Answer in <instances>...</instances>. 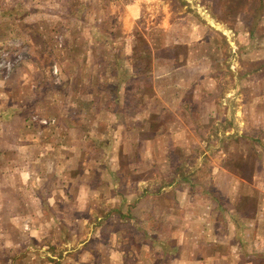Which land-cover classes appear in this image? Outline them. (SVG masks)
Instances as JSON below:
<instances>
[{
    "label": "rangeland",
    "instance_id": "rangeland-1",
    "mask_svg": "<svg viewBox=\"0 0 264 264\" xmlns=\"http://www.w3.org/2000/svg\"><path fill=\"white\" fill-rule=\"evenodd\" d=\"M129 1L0 0V264H264V0H164L166 33L147 10L123 31ZM128 57L179 65L178 112L128 114ZM113 71L122 110L80 113Z\"/></svg>",
    "mask_w": 264,
    "mask_h": 264
},
{
    "label": "crops",
    "instance_id": "crops-1",
    "mask_svg": "<svg viewBox=\"0 0 264 264\" xmlns=\"http://www.w3.org/2000/svg\"><path fill=\"white\" fill-rule=\"evenodd\" d=\"M182 1V0H181ZM144 10H147L149 11L150 13H153L155 14V18L157 19V22H155L153 25V27L155 28V30L157 32H160L162 31L163 33H166L169 29H173L175 28V25L172 23L173 20H171V16L173 14V10L169 9L167 7V4L165 3L164 0H131L129 1L126 5H125V8L123 9L122 11V15H121V29L127 33H131L132 31H137L138 30V25H136V20L138 19V17H140L141 15V12L143 13ZM151 17H152V14H151ZM178 18H182V19H186L187 16H184V15H180V17ZM174 19H176V16H174ZM222 22V21H221ZM241 22H242V27H241V30L239 32H244V33H250V31H252V28L251 26H248L247 29H244L245 25H247V23L241 18ZM224 25V23L222 22V26ZM226 26V25H224ZM228 26V25H227ZM223 27V31L225 32H228L230 31L229 27ZM148 28V27H147ZM154 28H149V30H154ZM177 42V41H176ZM186 42H177V43H173L170 48L172 46H175V45H181L182 47H185V48H188L189 44H185ZM186 45V46H184ZM169 47V45L167 46ZM240 47V46H239ZM166 48V45H163L161 49H165ZM156 49H159L158 47H156ZM158 55H160L159 53H157ZM130 56V55H129ZM167 57V60H170V61H175L176 64H178L177 62L180 61L183 56L178 54V55H173V56H165ZM159 59H165L162 55L159 57ZM158 60V61H160ZM166 60V59H165ZM126 69L127 71H129L130 73V76H127V77H131L129 80H137V71H139L140 73V77L143 76V78H147L148 81H149V84L148 86L147 85H144L145 87H142V85L140 84V87L139 89L135 90V92L133 93V96L136 97V101L139 102V103H136L135 105H132V104H127L125 107H127V109L129 111H131V113H128L129 115L130 114H137L138 112H146L148 113L149 111H152V109H148L147 106L148 103L146 104V102L148 101V99L150 97H152L153 99L154 98H157L158 99V102H160V100H164L166 102V105L169 106V107H172L173 111L174 109L176 111L174 112H178V105L179 103H181L182 101V97H185L186 95L183 94V89H181V87H179L181 83V81H178L180 80L181 78L178 77V75L180 74L177 70L178 66H173L172 67H167V69H165L163 72L161 73H158V72H155V69H153L151 72L150 71H147L144 69H140L141 67V64L137 61H135V59H132L131 57H128L126 59ZM157 64L161 63V62H156ZM96 65V64H94ZM98 68H101L102 67V64L100 61H98V64L96 65ZM117 69V68H116ZM96 71V70H94ZM98 75L101 76V70H98ZM95 75L93 76V80L95 81V77H96V72H94ZM132 73H133V76H132ZM178 74V75H177ZM120 74L117 72H114L113 73H110V81H113L112 83V86L114 87V90L112 89L111 91H108L106 92L102 86H101V78H99L98 80V85L96 86L95 88V85L93 84V91L92 90H89L88 92L84 91L79 95L82 96L81 98V101L79 104L78 107V111L80 113L84 112L85 113H91L93 111L100 114V111H101V103H100V99L99 101H97V98H100L103 96V94L107 97H109L110 100H113L114 101L112 102L113 104H115V108L114 110H110L111 113H118L120 110H122V107L123 105L122 104V101H121V97L123 96H126V93H128L129 95H131L129 92H128V88H123L121 86V82L123 80V76H119ZM109 77L107 79H104L103 81H108L109 80ZM118 77V78H117ZM187 77V76H185ZM167 79L169 81H167ZM185 80H188V78H184ZM127 79H125L126 81ZM161 80H164V82L166 84H169L171 83L170 85H167V86H164L163 85H159L161 83ZM170 80H172L170 82ZM150 82H151V87L150 86ZM183 85V84H182ZM191 92V91H190ZM87 93H89V95L91 94V98L87 100ZM93 93V94H92ZM92 99V100H91ZM96 100V102H95ZM126 100V99H125ZM92 101V102H91ZM128 101V100H127ZM159 105V103H158ZM157 105V106H158ZM159 107V106H158ZM162 109L164 110V106H162ZM160 111V108L159 110ZM127 112V111H126ZM148 115V114H147ZM146 116H142V119L145 120ZM136 119V118H135ZM139 119V118H137ZM163 125L165 124L164 127H166V122H162ZM115 124L117 125L118 123L115 122ZM21 126V125H20ZM160 126V121H159V124H158V127ZM22 127V126H21ZM157 127V126H156ZM22 128H25V125L22 127ZM117 131H118V128H117ZM150 138H151V135L147 136L146 135H142L141 136V139L137 141V143H139L137 146L141 145L142 149H137L136 150V154L137 155V158H142V155H144V158H147V157H151V154H150V149H149V145H150ZM175 138L172 139V141H174ZM119 140H117L118 142ZM117 142L115 141L114 143L117 145ZM124 142L126 143L127 140H124ZM132 142V141H131ZM129 142V146L131 145ZM119 143V142H118ZM119 147L116 148V152L118 151ZM144 149L147 150V152L144 151ZM118 168V167H117ZM117 168L113 169L112 171L115 172L117 170ZM173 184V182H171ZM223 187H221V191L224 192L225 189H223Z\"/></svg>",
    "mask_w": 264,
    "mask_h": 264
}]
</instances>
